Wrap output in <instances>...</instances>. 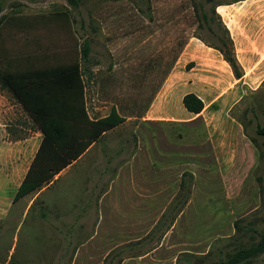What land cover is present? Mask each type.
<instances>
[{"label":"rangeland","instance_id":"1","mask_svg":"<svg viewBox=\"0 0 264 264\" xmlns=\"http://www.w3.org/2000/svg\"><path fill=\"white\" fill-rule=\"evenodd\" d=\"M220 1L79 0L76 8L66 0H0V72L79 63L90 107L106 111L116 104L122 115L139 117L188 39L220 45L225 34L213 12ZM203 11L218 38L202 21ZM232 116L244 137L214 145L205 139L202 123L196 140L176 137L185 129L171 128L164 142L154 137L160 157L136 156V166L150 172L148 220L119 215L106 217L96 232L70 231L67 223L42 221L35 214L38 205L23 215V203L11 200L16 169L31 159L34 144L24 141L32 138L33 126L0 82L2 150L25 153L0 163V264H215L250 246L264 230V86ZM135 143L137 149L138 137ZM254 264H264V254Z\"/></svg>","mask_w":264,"mask_h":264},{"label":"crops","instance_id":"2","mask_svg":"<svg viewBox=\"0 0 264 264\" xmlns=\"http://www.w3.org/2000/svg\"><path fill=\"white\" fill-rule=\"evenodd\" d=\"M215 10L233 42L241 76L236 77L219 50L202 38L193 36L188 39L175 67L148 107L141 116L136 117L122 115L116 104H111L106 111L95 104L90 107L86 102L87 87L82 72L89 119L97 121L105 118L115 108L124 121L91 142L76 160L52 180L16 200L43 139V133L30 119L32 138L26 139L24 144L27 147L34 144L30 151L31 159L22 171L16 169V177L11 182V200L15 205L23 203V215L38 205L35 214L42 221L67 223L70 231L75 227L97 231L99 223L106 217L119 215L131 221H146L151 212L148 194L150 181L145 175L150 172L143 166H136L135 158L144 152L150 161L152 155L160 157L161 150L156 146L158 143L154 144V137H157V142H164L167 129L175 128L185 129L176 137L196 140L200 123L205 139L214 145L217 139L244 137L241 125L233 119L232 111L246 97L264 86V0H221ZM30 70L36 69L25 71ZM86 80L89 81L90 76ZM189 94L202 100L204 109L200 114L191 113L185 108L183 98ZM153 128L158 131L155 132ZM135 137H138L137 149ZM84 140L79 139V144ZM77 148L79 145L75 150ZM24 155L21 150L15 149L12 153L4 151L0 143V163ZM4 183L6 181L1 185L5 189L8 185Z\"/></svg>","mask_w":264,"mask_h":264},{"label":"trees","instance_id":"3","mask_svg":"<svg viewBox=\"0 0 264 264\" xmlns=\"http://www.w3.org/2000/svg\"><path fill=\"white\" fill-rule=\"evenodd\" d=\"M66 1L76 8L79 6V0ZM196 7L203 8L204 5L196 3ZM213 12L215 13V8ZM201 19L209 31L217 36L209 25L207 12L201 13ZM219 21L222 26L220 18ZM223 30L225 37L217 36L220 45L214 48L222 53L239 78L241 73L233 42L228 31ZM83 53L84 57L89 53L87 43H84ZM0 82L2 87L12 92L34 125L43 133L37 155L15 197L16 200L52 180L57 173L76 160L91 142L124 121L115 108L105 118L97 121L89 119L79 63L15 73L0 72ZM183 104L194 114H200L204 109L202 100L194 94L186 95ZM260 132L264 134L263 129ZM79 139L85 140L79 144ZM77 145L79 148L75 150ZM257 236L256 242L248 247L238 248L215 264H254V260L264 254V230L257 232Z\"/></svg>","mask_w":264,"mask_h":264}]
</instances>
